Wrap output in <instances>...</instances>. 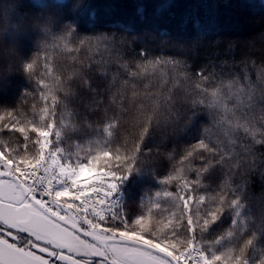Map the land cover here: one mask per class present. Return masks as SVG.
Returning a JSON list of instances; mask_svg holds the SVG:
<instances>
[{"label":"trees","instance_id":"1","mask_svg":"<svg viewBox=\"0 0 264 264\" xmlns=\"http://www.w3.org/2000/svg\"><path fill=\"white\" fill-rule=\"evenodd\" d=\"M45 140L128 228L264 264V0H0V150Z\"/></svg>","mask_w":264,"mask_h":264},{"label":"flooded vegetation","instance_id":"2","mask_svg":"<svg viewBox=\"0 0 264 264\" xmlns=\"http://www.w3.org/2000/svg\"><path fill=\"white\" fill-rule=\"evenodd\" d=\"M2 168V166L0 165ZM2 181V180H1ZM70 234L66 246L52 241L49 237L20 232L9 226L0 225V237L45 257L51 264H180L168 249L136 237H115L97 231H87L82 226L75 230L57 222ZM85 233L99 237L87 236ZM11 239H8V238ZM113 238L119 240H112Z\"/></svg>","mask_w":264,"mask_h":264},{"label":"built area","instance_id":"3","mask_svg":"<svg viewBox=\"0 0 264 264\" xmlns=\"http://www.w3.org/2000/svg\"><path fill=\"white\" fill-rule=\"evenodd\" d=\"M23 183L28 194L46 208L59 212L65 208L87 228H104V219L113 216L120 203V194L102 177L67 179L45 160L22 167L9 166Z\"/></svg>","mask_w":264,"mask_h":264},{"label":"rangeland","instance_id":"4","mask_svg":"<svg viewBox=\"0 0 264 264\" xmlns=\"http://www.w3.org/2000/svg\"><path fill=\"white\" fill-rule=\"evenodd\" d=\"M11 25H8L6 27V31L2 33V36L5 37H10L11 38V34L8 32L9 28H11ZM10 35V36H7ZM7 93V92H6ZM1 153L3 154V152L0 150V155ZM4 155V154H3ZM5 156V155H4ZM39 158L43 157L46 158L47 161H49L51 163V165H57L60 167L61 170H63L65 172V174H67V176H84V175H88L90 172H92L93 174H95L98 177H101L100 174H97L98 172H103L104 174H106V176H108L109 180H110V172H108L107 170H99V168L96 165V161H94L91 158H88L86 160V162H79V164H77L76 166H71V165H67L66 163H64L62 161L61 156L57 153V151L53 150L50 147L49 141L45 140L44 143L41 146V151L39 153ZM6 157V156H5ZM8 159V158H7ZM16 164V163H15ZM16 165H20V164H16ZM111 181V180H110ZM112 182V181H111ZM0 190L3 192L2 196L0 195V198L2 200H0V213L2 214H6L9 215L13 218H16L17 216L20 215L21 211L23 210V206L27 205V203L22 204L20 206H14L13 204H15V194H18V191L11 185L10 181L7 179H3V181H0ZM113 183V182H112ZM114 184V183H113ZM168 193V191L163 190L161 192V194H166ZM15 201V202H13ZM2 217V215L0 214V218ZM14 220V219H13ZM108 224V223H107ZM117 227H114V224H111V228L113 231H117L123 234H129L133 237H137V238H145L147 240H150L152 242H155L157 244H159L160 246L169 249L177 258L178 262L180 264H224L222 259H226L228 257L227 254H229L228 250L224 249L219 257H217V259H213L208 257L204 250L200 248V246H198L197 244H188L187 246L183 247V248H174L171 247L163 242H160L159 240H156L154 237L148 235L147 233L140 231V230H133L128 228L124 222H120L116 223ZM17 230H19L20 232H22L23 229H20L19 226H17L15 223L12 224ZM110 225V224H108ZM23 233V232H22ZM37 237V236H35ZM245 264H249V263H245Z\"/></svg>","mask_w":264,"mask_h":264},{"label":"water","instance_id":"5","mask_svg":"<svg viewBox=\"0 0 264 264\" xmlns=\"http://www.w3.org/2000/svg\"><path fill=\"white\" fill-rule=\"evenodd\" d=\"M8 178L15 182L18 186L19 194L14 198V200H19L21 194L24 192L23 186L20 182L9 172L0 168V178ZM31 204L23 206V210L20 215L16 218H13L9 215L2 214L1 220L5 221L6 219L15 222L20 228L27 229L35 234H41L46 237H49L52 241L57 242L58 244L64 245L66 241L71 239L69 233L64 231L63 228L57 226V222L68 225L69 227L79 230V227L69 220L50 214L47 212L44 207L38 203L33 198H30ZM14 206H20L15 205ZM87 236L99 239L90 235V233H85ZM113 238L112 240H119ZM0 264H51L49 260L45 257L38 255L33 250L23 248L11 241H8L0 237Z\"/></svg>","mask_w":264,"mask_h":264},{"label":"snow or ice","instance_id":"6","mask_svg":"<svg viewBox=\"0 0 264 264\" xmlns=\"http://www.w3.org/2000/svg\"><path fill=\"white\" fill-rule=\"evenodd\" d=\"M8 239H11L10 237Z\"/></svg>","mask_w":264,"mask_h":264}]
</instances>
